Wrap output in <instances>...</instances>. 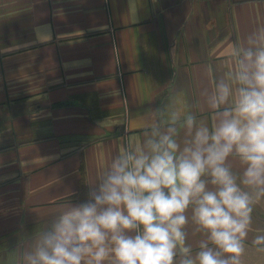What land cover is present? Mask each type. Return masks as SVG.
Listing matches in <instances>:
<instances>
[{
    "label": "crops",
    "instance_id": "1",
    "mask_svg": "<svg viewBox=\"0 0 264 264\" xmlns=\"http://www.w3.org/2000/svg\"><path fill=\"white\" fill-rule=\"evenodd\" d=\"M260 28L264 0H0V264H20L52 215L140 142L133 118L168 105L210 121L203 91ZM258 234L264 205L243 264H264ZM201 238L190 224L189 243Z\"/></svg>",
    "mask_w": 264,
    "mask_h": 264
},
{
    "label": "clouds",
    "instance_id": "2",
    "mask_svg": "<svg viewBox=\"0 0 264 264\" xmlns=\"http://www.w3.org/2000/svg\"><path fill=\"white\" fill-rule=\"evenodd\" d=\"M230 59V73L202 93L210 121L168 105L133 118L140 142L112 154L20 264H243L264 205V28ZM190 224L203 237L195 247ZM252 244L264 252V234Z\"/></svg>",
    "mask_w": 264,
    "mask_h": 264
}]
</instances>
